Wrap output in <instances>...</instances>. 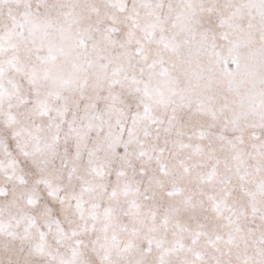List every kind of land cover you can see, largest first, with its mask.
<instances>
[{"label":"snow or ice","instance_id":"snow-or-ice-1","mask_svg":"<svg viewBox=\"0 0 264 264\" xmlns=\"http://www.w3.org/2000/svg\"><path fill=\"white\" fill-rule=\"evenodd\" d=\"M0 264H264V0H0Z\"/></svg>","mask_w":264,"mask_h":264}]
</instances>
